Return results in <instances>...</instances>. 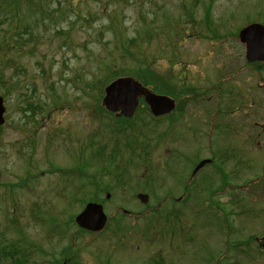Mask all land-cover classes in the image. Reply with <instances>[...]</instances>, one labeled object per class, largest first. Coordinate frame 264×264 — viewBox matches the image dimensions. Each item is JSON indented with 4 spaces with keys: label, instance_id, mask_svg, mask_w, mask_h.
<instances>
[{
    "label": "rangeland",
    "instance_id": "obj_1",
    "mask_svg": "<svg viewBox=\"0 0 264 264\" xmlns=\"http://www.w3.org/2000/svg\"><path fill=\"white\" fill-rule=\"evenodd\" d=\"M14 1L0 0V36L17 59L5 75L19 87L4 99L0 130V264L11 263L13 242L20 264H46L53 222L77 232L71 221L92 201L115 220L92 254L77 250L82 264L148 261L155 229L122 210L188 226L194 254L180 264H264V65L247 64L237 41L240 28L264 22V0ZM147 69L203 96L180 100L171 122L141 107L117 133L112 120L88 116L95 91L85 82L111 71L146 79ZM172 230L161 231L167 256Z\"/></svg>",
    "mask_w": 264,
    "mask_h": 264
},
{
    "label": "water",
    "instance_id": "obj_2",
    "mask_svg": "<svg viewBox=\"0 0 264 264\" xmlns=\"http://www.w3.org/2000/svg\"><path fill=\"white\" fill-rule=\"evenodd\" d=\"M240 43L245 46V59L247 62H264V26L252 23L241 29L238 33ZM143 97L151 114L155 117L171 112L174 101L167 96L157 95L142 87L132 78H118L108 84L104 89L102 105L111 113L119 112V115L131 117L138 105V99ZM3 99L0 96V125L4 122ZM207 160L200 162L196 169L200 168ZM141 202L147 201V196L138 194ZM76 224L90 231H99L106 222L102 206L96 203H88L83 211L75 218Z\"/></svg>",
    "mask_w": 264,
    "mask_h": 264
},
{
    "label": "trees",
    "instance_id": "obj_3",
    "mask_svg": "<svg viewBox=\"0 0 264 264\" xmlns=\"http://www.w3.org/2000/svg\"><path fill=\"white\" fill-rule=\"evenodd\" d=\"M13 3H15L14 0H13ZM8 5H10V4H8ZM2 8L4 10V7H2ZM208 11H209V9H208ZM186 15L189 18V14L187 13ZM258 20H260V19L257 18L254 22H258ZM6 34H8V33H6ZM132 42L133 41H131V40L128 41V43L130 45H132ZM12 43H13V40L11 37L6 36V35L0 36V86H2L5 89V93H1V95L4 99H6V96H8L11 93V91L17 92L19 89V87L16 89L14 81H12L13 78H12L11 74H9L8 76L5 75L6 70H8L10 67H14V74L16 73L15 65L17 63V59L15 58L16 54H14L12 51V49H13ZM256 65H259L260 67L258 69H261L264 64H256ZM148 70L149 69L144 71V73L147 76L146 79L141 77L139 75V73L136 71H135V73H132V74L127 73V72L111 71L112 73H109L105 76L92 79V82H85L83 84L85 89L87 88V89H90L91 91L92 90L95 91V97L93 98V100H95V101H93L92 106H90V108H92V111L88 116H91V118L94 121H96V119L100 120L101 118H105L106 120H112L113 124L111 125V129H110L111 133H117L119 131H122L123 129L125 130V129L132 128L130 123L135 118V116L138 114L137 112H139L140 109L136 110V113H135L133 118L124 119V118H116L113 114L107 112L101 106V99L103 97V91H104L105 86L108 83H110L111 81H113L115 78H118L121 76H132L135 79H137L138 81H140L144 86L150 88L153 92L168 95V96H170L174 99H177L179 101L184 99V98L190 97L191 94L188 93V91L190 89L187 88V86L185 85V81L182 78L173 77L172 74H169L168 77L163 78V77H160L157 73H151ZM52 89H53V87L51 86V90ZM191 93H192V90H191ZM55 96L57 98L59 97V95H57V94H55ZM38 104L41 106L48 105L46 102H43V100L41 101L40 99H39ZM52 104H54L53 101H52ZM41 106H38L37 109L40 110ZM54 109L56 111L58 110L56 108H54ZM144 109H145L146 115L148 117H150L152 120H154L155 122L162 119V118L154 119L153 117H151L149 115L148 108L146 106L144 107ZM42 111H43V108L41 109V112ZM168 120L170 122L173 120L172 115H170V117H168ZM1 128L2 127L0 126V130H1ZM140 128L146 129L147 127H140ZM104 148L106 149L105 146H104ZM142 149H144V151H147L148 146L142 147ZM128 153L131 156H133L134 151L128 149ZM98 154H100V153H98ZM98 154H97V156H98ZM112 154H114V152H112ZM109 155H111L110 152H109ZM107 156H108V154H107ZM117 156H118V152L115 153L114 157H117ZM1 252L3 254L5 253V251L0 250V254H1Z\"/></svg>",
    "mask_w": 264,
    "mask_h": 264
},
{
    "label": "flooded vegetation",
    "instance_id": "obj_4",
    "mask_svg": "<svg viewBox=\"0 0 264 264\" xmlns=\"http://www.w3.org/2000/svg\"><path fill=\"white\" fill-rule=\"evenodd\" d=\"M65 223H61L58 222V224L54 225L50 230L48 231H52L53 234L58 235V240H51L52 242H48L50 245H53L51 248L53 250H48L46 253V264H82L80 258H79V253H77V251L72 252L70 251L69 253L66 251V242H65ZM164 230L163 226H159L157 227L156 231L154 232V236L156 238V242L158 244V247L156 249V253L157 256L155 258H151L149 256L148 257V261L144 264H177V263H173V262H166L163 263L162 261V255L165 253L162 247V242L164 239V235L162 234L161 231ZM64 232V234H63ZM82 232V231H81ZM86 232V231H85ZM88 235L91 236H97L98 233H91V232H86ZM174 231H171L169 238H172ZM56 235H53L52 238L55 239ZM75 236H72V239H75ZM58 245V247H56ZM177 247H183L184 244L183 243H177L176 244ZM129 249H135L138 250L139 246H128ZM12 252H11V256L9 257V259L11 260V264H20V262H18L20 260V258L22 257L21 255H23L24 253H22L21 255L19 254V248L17 246H13L12 248ZM27 251L31 250L32 248H26ZM153 252V251H152ZM151 252V253H152ZM172 253L177 254V249L176 247H173ZM69 255V256H68ZM156 261V262H155ZM21 264H25L21 263Z\"/></svg>",
    "mask_w": 264,
    "mask_h": 264
}]
</instances>
